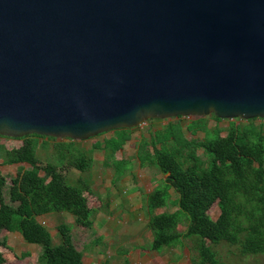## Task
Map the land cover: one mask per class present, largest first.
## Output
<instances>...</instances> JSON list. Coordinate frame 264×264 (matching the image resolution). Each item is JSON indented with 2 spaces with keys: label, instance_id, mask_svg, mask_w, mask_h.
<instances>
[{
  "label": "water",
  "instance_id": "water-1",
  "mask_svg": "<svg viewBox=\"0 0 264 264\" xmlns=\"http://www.w3.org/2000/svg\"><path fill=\"white\" fill-rule=\"evenodd\" d=\"M264 119V0H0V137Z\"/></svg>",
  "mask_w": 264,
  "mask_h": 264
},
{
  "label": "trees",
  "instance_id": "trees-1",
  "mask_svg": "<svg viewBox=\"0 0 264 264\" xmlns=\"http://www.w3.org/2000/svg\"><path fill=\"white\" fill-rule=\"evenodd\" d=\"M196 119L188 131L194 136L203 132V140H188L179 124H169L139 145L141 165H154L165 176L146 199L151 249H173L181 247L184 239H191L196 252L191 264H219L214 248L222 243L238 247L242 256L264 255V125L256 123L258 119L246 124L231 122L222 135L223 130L210 129L204 117ZM132 130H116L105 144L94 145L105 152L104 165L115 168L116 174L125 161L116 156L131 140ZM21 140L23 145L17 149L0 145L2 164L30 166L20 169L11 181L13 205L5 199L7 178L0 170V232H18L25 242L39 245L40 264H84L83 253L74 244L72 228L59 223L60 243L55 245L50 231L37 217L66 212L75 217L78 226L94 227V209L87 199V194H94L91 182L79 177L76 186L67 183L71 169L81 173L92 169V153L79 149L70 139L52 145L50 142L57 139L29 135ZM51 146L53 152L43 162L39 149L48 151ZM200 149L204 157L198 154ZM171 190L177 195V211L157 213L172 202ZM214 205L220 209L216 220L209 214ZM184 219L187 228L181 233L179 227ZM0 246L7 248L6 240L0 241ZM5 263L0 252V264Z\"/></svg>",
  "mask_w": 264,
  "mask_h": 264
},
{
  "label": "rangeland",
  "instance_id": "rangeland-1",
  "mask_svg": "<svg viewBox=\"0 0 264 264\" xmlns=\"http://www.w3.org/2000/svg\"><path fill=\"white\" fill-rule=\"evenodd\" d=\"M197 117L170 118L166 120H150L143 127L132 130V138L116 156L122 167L118 174L113 167L104 165L105 152L98 148L95 143L105 144L109 138L114 136V131L101 134L95 138L85 141H75L76 146L85 151H90L95 160L91 170L81 173L71 169L67 173V183L76 186L79 177H85L92 184L93 195L87 194L90 208L94 209V227L85 229L75 223V217L69 213H53L47 216L37 217L38 222L47 227L52 235L53 244L60 243V236L57 232V225L66 223L72 228L74 244L78 251L83 253L84 264H191V259L196 255L193 249L194 241L184 239L181 247L162 251L151 249L152 233L148 227L150 214L147 209V196L153 189L161 184L165 176L160 174L154 165L142 166L138 159L139 145L143 139L150 140L155 133L163 131L169 124H179L188 140H203L205 135L199 131L195 136L188 131V127L195 122ZM210 129L219 127L226 134V129L231 122L246 124L242 119L217 121L212 115L203 119ZM256 123H260L258 120ZM57 139L53 142L65 141ZM41 141V140H40ZM23 140L15 138L0 137V145L6 149H17L23 145ZM151 150V148H149ZM52 146L48 151L39 149V158L44 162L47 154L51 156ZM198 154L204 157L203 150ZM20 169H30L28 164L4 165L0 157V170L7 178V187L4 196L7 203H10V186L12 179L17 177ZM126 172L124 173V171ZM43 174V173H41ZM171 192L172 202L167 208L157 211L173 213L177 211L174 201L177 195ZM13 205V204H12ZM16 206V204H14ZM210 216L216 220L220 215V209L214 205ZM187 221L184 219L179 227L181 233H185ZM196 238V237H195ZM6 247L0 246L5 264H40L42 248L36 244L25 242L18 232H0V241H5ZM218 253L219 264H264V255L242 256L238 247L222 243L215 247ZM28 255V257H24Z\"/></svg>",
  "mask_w": 264,
  "mask_h": 264
},
{
  "label": "built area",
  "instance_id": "built-area-1",
  "mask_svg": "<svg viewBox=\"0 0 264 264\" xmlns=\"http://www.w3.org/2000/svg\"><path fill=\"white\" fill-rule=\"evenodd\" d=\"M258 121L264 125V119H258ZM144 125H146V123H144L141 127H143Z\"/></svg>",
  "mask_w": 264,
  "mask_h": 264
},
{
  "label": "crops",
  "instance_id": "crops-1",
  "mask_svg": "<svg viewBox=\"0 0 264 264\" xmlns=\"http://www.w3.org/2000/svg\"><path fill=\"white\" fill-rule=\"evenodd\" d=\"M48 229V228H47ZM49 230V229H48ZM73 232V231H72ZM84 258V257H83Z\"/></svg>",
  "mask_w": 264,
  "mask_h": 264
}]
</instances>
